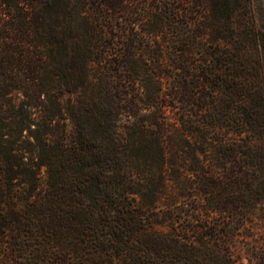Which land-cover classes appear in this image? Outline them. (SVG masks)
<instances>
[{
    "label": "trees",
    "instance_id": "trees-1",
    "mask_svg": "<svg viewBox=\"0 0 264 264\" xmlns=\"http://www.w3.org/2000/svg\"><path fill=\"white\" fill-rule=\"evenodd\" d=\"M227 1L0 0L1 237L58 264H264L229 244L264 202V36Z\"/></svg>",
    "mask_w": 264,
    "mask_h": 264
},
{
    "label": "rangeland",
    "instance_id": "rangeland-1",
    "mask_svg": "<svg viewBox=\"0 0 264 264\" xmlns=\"http://www.w3.org/2000/svg\"><path fill=\"white\" fill-rule=\"evenodd\" d=\"M227 2H233L240 6L244 5V0H228ZM157 13H159V11ZM237 14L238 17H235V21L241 25H245V23L247 24L246 28H241L244 32H253L256 36H264V0H247L246 7H243L242 10H238ZM159 16H161V13H159ZM164 26V33L159 32V36L157 38V45H161V47L164 48V55H166L161 59L162 65H166L169 62L167 48L171 38L168 23ZM166 35H168V40L164 41L163 36ZM226 35L230 37L233 34L229 31ZM233 40L235 41V37ZM233 40H229V43L222 41L221 44L217 45V47L215 46V48L230 49L229 47H233V44L230 45L234 42ZM262 44L263 43L260 42L258 48L262 53V61L264 63V47ZM169 84L170 81L166 80L165 86L167 87ZM259 84L264 85V80L259 82ZM214 136L220 137L221 134L218 135L216 133ZM260 142L264 144V138ZM241 220L243 222L240 227H238L231 241H229V244L236 253L235 255H242V261L244 263H248L250 258H253L250 248H255V246H264V202L257 203L250 212L241 216ZM20 237L21 236L18 233L12 232L2 237L0 236V264H58V262L52 260L51 258L50 260H33L31 257L36 252L35 250H23L18 248L16 240Z\"/></svg>",
    "mask_w": 264,
    "mask_h": 264
}]
</instances>
